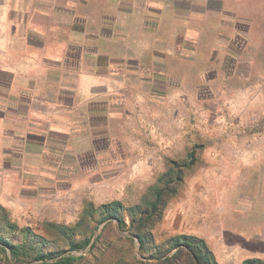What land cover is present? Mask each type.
I'll use <instances>...</instances> for the list:
<instances>
[{
    "label": "crops",
    "instance_id": "obj_1",
    "mask_svg": "<svg viewBox=\"0 0 264 264\" xmlns=\"http://www.w3.org/2000/svg\"><path fill=\"white\" fill-rule=\"evenodd\" d=\"M250 8L0 0V203H148L188 157L151 242L192 235L216 264L264 262V15Z\"/></svg>",
    "mask_w": 264,
    "mask_h": 264
},
{
    "label": "rangeland",
    "instance_id": "obj_2",
    "mask_svg": "<svg viewBox=\"0 0 264 264\" xmlns=\"http://www.w3.org/2000/svg\"><path fill=\"white\" fill-rule=\"evenodd\" d=\"M239 3L241 0H232ZM244 5L259 6V12L252 14L264 15V0H242ZM262 20V19H261ZM191 159H180L172 164L176 171L178 167H185ZM175 177L172 172L167 179ZM167 191L162 196V203L157 211H161L168 197ZM7 203H0V235L9 241L20 243L30 240L32 247H43L45 250L58 252L67 249L69 243H86L85 249L72 253L82 254L83 257L77 264H196L184 249L171 248V242L164 241L155 244L143 240L142 248H139V239L133 233L138 225L139 213L132 217L134 222L130 223V216L124 209L120 213L122 221L114 218L101 220L103 214H95L91 219L82 218L83 212L55 210H41L31 205L19 203L18 199H9ZM145 207V205H143ZM150 208V205H147ZM156 215L148 220L149 224L154 222ZM155 223V222H154ZM27 228L32 233L27 234ZM27 234V236H25ZM40 235L42 242L34 235ZM39 241V242H38ZM0 259L8 262L4 253H0ZM164 259V260H163ZM211 257L203 264H211ZM37 263V262H36Z\"/></svg>",
    "mask_w": 264,
    "mask_h": 264
},
{
    "label": "trees",
    "instance_id": "obj_3",
    "mask_svg": "<svg viewBox=\"0 0 264 264\" xmlns=\"http://www.w3.org/2000/svg\"><path fill=\"white\" fill-rule=\"evenodd\" d=\"M172 164V162H170ZM174 163V162H173ZM176 171L171 170L167 172V174L163 177V185L161 187H155L152 189L153 200L148 203L137 204L132 206H123L119 202H111L106 204H101L97 207L87 206L83 210L82 218L91 219L95 214H103L101 220H105L107 218H114L118 221H122L123 219L120 216V213L124 211V209L128 212L130 216V223L134 222L133 215L135 213H139V218L136 220L138 225L136 226V230L134 231V235L139 239V248H142L143 240L146 238L151 241L148 229L154 224V222L159 218L161 211H157L158 206L162 203V196L167 191V193L172 192V186H170L171 179H167V175L169 173L172 174ZM168 194V195H169ZM150 205V208L147 205ZM145 205V207H143ZM156 215L154 222L149 224L148 220L151 216ZM27 234L32 233L29 228L26 231ZM27 234L25 236H27ZM37 239L41 242L43 237L40 235L34 234ZM167 241L171 242V248L184 249L188 255H190L191 259L196 264H203L207 261L210 256L212 261L211 264H216L214 261L208 247L202 241L192 235H176L170 237ZM30 240H25L20 243H15L6 239L3 235H0V253H4V257L8 262L0 259V264H77V262L83 257L82 254H74L73 251L78 252L85 249L86 243H69L67 249L52 252L45 250L43 247H32L30 245ZM39 242V241H38ZM164 260V259H163ZM37 262V263H36ZM161 264V263H160ZM169 264V261L166 262ZM241 264H264L262 260L259 259H246Z\"/></svg>",
    "mask_w": 264,
    "mask_h": 264
}]
</instances>
